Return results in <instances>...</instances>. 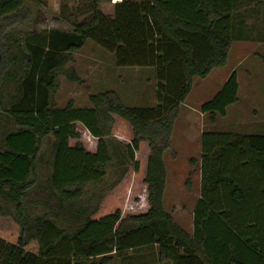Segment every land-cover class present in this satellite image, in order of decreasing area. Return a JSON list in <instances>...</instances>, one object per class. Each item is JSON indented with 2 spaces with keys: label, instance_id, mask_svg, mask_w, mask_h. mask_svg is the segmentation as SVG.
Wrapping results in <instances>:
<instances>
[{
  "label": "trees",
  "instance_id": "trees-1",
  "mask_svg": "<svg viewBox=\"0 0 264 264\" xmlns=\"http://www.w3.org/2000/svg\"><path fill=\"white\" fill-rule=\"evenodd\" d=\"M27 1L0 0V195L16 209L0 205V264H264L263 133L204 132L192 231L165 207L182 105L245 38L237 0H122L112 16L100 8L111 0H87L56 19L70 29L40 30ZM89 41L118 67L154 68L157 104L128 107L108 90L90 107L57 106L60 77L79 81L69 64ZM239 89L233 72L203 103L212 124ZM110 166L116 177L85 204ZM33 203L51 216H30Z\"/></svg>",
  "mask_w": 264,
  "mask_h": 264
},
{
  "label": "rangeland",
  "instance_id": "rangeland-1",
  "mask_svg": "<svg viewBox=\"0 0 264 264\" xmlns=\"http://www.w3.org/2000/svg\"><path fill=\"white\" fill-rule=\"evenodd\" d=\"M122 0H111L100 5L109 16L114 14L115 4ZM31 8L34 27L44 29L61 27L70 29L65 19H56L75 13V8L88 4L87 0H34L26 2ZM236 31L244 32V39L235 40L226 67L218 68L202 79L196 78L193 89L177 120L171 147L165 153L168 173L165 207L174 220L186 231L193 228V210L200 197L201 136L207 131H230L264 134V0H237L235 9ZM237 33V32H236ZM76 69L79 81L60 77V88L55 100L64 107L73 101L76 107H90L89 97L114 90L128 107H153L157 104V80L151 67H118L115 55L89 41L73 54L69 64ZM68 66V67H69ZM236 72L240 84L239 101L228 108L225 117L215 124L201 111L203 103L213 98L229 76ZM194 159L196 163L191 164ZM116 177L113 166L108 168L106 178L98 184L85 188L82 201L94 204ZM190 180L191 187H187ZM0 205L15 212L14 205L0 195ZM29 215L51 216L38 204L27 207ZM116 264H121L117 262Z\"/></svg>",
  "mask_w": 264,
  "mask_h": 264
}]
</instances>
